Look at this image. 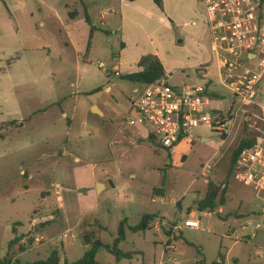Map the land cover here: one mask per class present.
<instances>
[{
	"label": "rangeland",
	"instance_id": "374dc122",
	"mask_svg": "<svg viewBox=\"0 0 264 264\" xmlns=\"http://www.w3.org/2000/svg\"><path fill=\"white\" fill-rule=\"evenodd\" d=\"M91 3L83 8L81 0H0V260L25 264L60 249L63 261L73 262L95 240L112 245L121 220L135 225L150 214L151 228L127 231L119 246L137 252L133 258L118 261L101 247L98 263L264 264V201L231 171L241 140L264 132L263 110L253 106L224 119L221 134L197 128L192 142L173 150L127 129L130 100L143 85L123 77L137 69L131 55L114 70L111 51L119 46L113 34L96 35L93 51H87L86 13L98 21L100 13L114 17L112 8ZM211 47L212 38L201 50L206 57L190 46L163 59L175 68L185 64L193 81L188 84H196L191 68L209 59ZM211 71L216 74L215 67ZM168 82L184 84L182 72ZM220 91L213 107L224 109L231 96L224 87ZM210 182L226 185L229 195L214 212H201L198 201ZM58 210L61 219L37 234L32 230L35 215ZM194 215L198 228L186 224ZM70 229L76 238H59ZM16 236L24 242L10 246Z\"/></svg>",
	"mask_w": 264,
	"mask_h": 264
},
{
	"label": "built area",
	"instance_id": "2783aa9c",
	"mask_svg": "<svg viewBox=\"0 0 264 264\" xmlns=\"http://www.w3.org/2000/svg\"><path fill=\"white\" fill-rule=\"evenodd\" d=\"M204 6L205 25L212 38L210 60L196 67L203 84L172 85L164 77L142 84L130 100V113L124 120L127 129L173 150L182 141H193V131L207 126L221 134L228 116L237 117L247 108L259 106L264 81V0H198ZM216 68L218 82L231 99L224 109L213 108L217 98L207 92ZM233 177L249 186L264 201V132L256 144L244 149L234 167ZM46 222L34 218L33 228ZM186 224L198 228L200 217H190ZM257 229L262 227L257 224ZM75 237L70 231L61 238ZM43 237H36L41 242ZM15 260L11 262L14 263Z\"/></svg>",
	"mask_w": 264,
	"mask_h": 264
},
{
	"label": "crops",
	"instance_id": "0c3cea01",
	"mask_svg": "<svg viewBox=\"0 0 264 264\" xmlns=\"http://www.w3.org/2000/svg\"><path fill=\"white\" fill-rule=\"evenodd\" d=\"M81 2L83 8H85V3L90 5L91 2V4L98 6L99 8L107 6L112 8L111 11L113 12L114 17L112 16L108 18L107 15L100 13L101 15L99 18L101 19L98 21L94 15L89 13V16L94 26L98 28L94 37L98 34L105 35L106 38H109L112 34L116 37L119 51H111V57H113L117 63L114 66V70L117 72H119V64H124V62H126L125 56L131 55V62L137 66L136 71H138L140 69L138 67V62L141 57L151 54L158 56L163 62L168 80L175 75L176 70H180L183 74V83L187 84L192 81V77L186 72V65L182 64L176 68L171 65L170 62L167 65L163 56L170 54L169 52L171 51L183 53L191 46L196 49V52L201 57H206V55L201 54V50L204 48L205 42L208 40L210 41L211 38L210 32L205 25L203 13L205 11L204 6L198 0H81ZM96 2H98V4H96ZM74 20L75 19H73V21ZM87 25L90 34V26L88 23ZM93 49L94 44L92 43L90 50L93 51ZM210 54V52L207 53L209 59ZM209 59L202 61L200 64L207 62ZM200 64H197L194 67L192 66L191 69L195 71L196 67ZM211 76L212 82L208 87V91L222 94L220 90L223 86L218 82V78L215 75L211 74ZM196 77L198 79H196L198 82L196 84L205 83V80L199 77V75L196 74ZM137 89L138 88H136L135 91ZM214 102L215 101L211 104L212 107ZM203 140L207 139L204 137ZM155 201L156 200L153 199V202ZM61 217L63 216L59 210L54 211L48 216L38 213L32 218V220L34 218H44L46 219V222L33 228L31 221L32 230L37 234L42 225L55 219L59 220ZM80 225L81 221L79 223V226ZM101 227L102 225L99 226V228ZM177 227L178 226H174V230H176ZM69 231L75 235L73 238L77 237L72 229L67 230L66 232ZM83 231L84 230L82 229V233ZM52 232L53 226L47 229L48 234H51ZM63 233L59 235L60 239H62L61 236ZM21 242H24V240Z\"/></svg>",
	"mask_w": 264,
	"mask_h": 264
},
{
	"label": "trees",
	"instance_id": "16d2710c",
	"mask_svg": "<svg viewBox=\"0 0 264 264\" xmlns=\"http://www.w3.org/2000/svg\"><path fill=\"white\" fill-rule=\"evenodd\" d=\"M86 21L90 26V34H89L88 47H87L89 51L92 46L94 34L96 31H98V28L94 26L89 14L87 13H86ZM138 67L140 68L138 71L126 73L123 75V77L125 79L140 84H150L166 77V70L164 64L158 56L151 54L142 56L138 62ZM99 90L100 88H97L93 92ZM207 94L211 98H214L213 95L215 93L207 92ZM230 118L231 117L228 116V119ZM258 136H256L253 139L243 138L241 140L240 144L233 153L232 163H231L232 174L242 151L250 146L255 145ZM155 191H158L160 193L162 189H156ZM226 193L228 194L226 190V185L223 186L222 188L220 185H216L210 182L205 197L198 201V210L201 212H206V211L214 212L218 208V206L224 204L227 201L225 197ZM153 219H154L153 215L144 214L142 220L135 225L129 224L127 219L121 220L118 226V236L116 237L112 245L104 244L101 240H95L93 243L88 244L90 247L87 250L86 254L83 257L77 259L76 261L73 262H69L68 260L63 261V252L60 249H55L47 259L29 262L25 264H99L96 259V255L98 249L101 247H105L110 253H112L116 257L118 261L122 260L123 258H133V256L137 254V252L134 251L125 252L122 249H120L119 247L120 244L126 240L127 231L139 232L150 229ZM14 232H16V227H14ZM82 236L84 239L88 238V235L86 233H82ZM22 239L23 236H16L14 239L11 240L10 246H13L21 242ZM13 260H15L13 264H23L16 258L0 260V264H11Z\"/></svg>",
	"mask_w": 264,
	"mask_h": 264
},
{
	"label": "water",
	"instance_id": "95a60500",
	"mask_svg": "<svg viewBox=\"0 0 264 264\" xmlns=\"http://www.w3.org/2000/svg\"><path fill=\"white\" fill-rule=\"evenodd\" d=\"M92 110H93V111H99L100 113H102V111H101L98 107H93Z\"/></svg>",
	"mask_w": 264,
	"mask_h": 264
}]
</instances>
